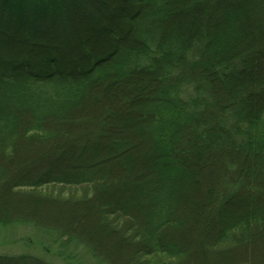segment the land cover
<instances>
[{"label":"trees","instance_id":"16d2710c","mask_svg":"<svg viewBox=\"0 0 264 264\" xmlns=\"http://www.w3.org/2000/svg\"><path fill=\"white\" fill-rule=\"evenodd\" d=\"M8 1L35 18L42 7L72 0ZM109 1L122 5L126 30L108 28L112 46L105 55L85 42L80 55L77 47L35 43L30 37L38 31L26 33L23 48L15 41L0 52V190L19 198L25 187L89 184L98 190L92 200L115 192L112 204L103 200L104 222L120 228L124 217L134 220L125 230L133 234L134 264H182L190 255L179 238L187 231L188 203L204 189L203 220L216 226L213 243L204 244L217 253L252 245L264 229V0ZM91 102L102 106L99 118L85 112ZM78 126L85 136L72 139L68 133ZM26 144L49 147L44 159L51 165L77 160L40 175H13ZM140 149L146 163L129 159ZM1 211L0 227L70 231ZM76 233L62 237L110 264ZM0 264L44 263L29 254H0Z\"/></svg>","mask_w":264,"mask_h":264},{"label":"rangeland","instance_id":"374dc122","mask_svg":"<svg viewBox=\"0 0 264 264\" xmlns=\"http://www.w3.org/2000/svg\"><path fill=\"white\" fill-rule=\"evenodd\" d=\"M0 3H2L0 6V45L3 39L8 40L6 46H0V52L4 47L6 49L8 46V48L13 46L15 41L19 47L23 48L26 45V33L31 36L38 31V34L30 37L35 43L62 45L67 48L72 46L74 49L77 47L74 53L79 51L78 55H80V48L85 42L84 44L91 45L98 55H105L112 46L108 28H116L121 33L126 30L119 16L122 12V5L115 4V2L113 4L109 0H106L104 5H100L94 0H72L70 4L62 7H39L40 13L35 14V18H31L23 9L9 8L7 5H11V3L8 0H0ZM14 20L17 27H14ZM104 25L107 28L104 29ZM49 31H51L49 37H45ZM71 56L70 52H64L65 60H69ZM107 101L111 102L112 97H108ZM90 104L92 109L85 110V112L92 113L94 117L99 118L102 106L96 105V102ZM115 109L118 111L117 105ZM85 118L88 119L89 116L79 119L84 120ZM84 128L71 129L68 134L72 139L83 137L85 136ZM20 146L12 169V174L20 177L24 174L40 175L48 168L59 170L62 167H72V164L77 160L71 156V158L55 163L56 165H51L49 164L52 162L51 158L44 159L47 155H51L50 152H53L48 149L49 147L35 148L34 144ZM141 150L135 151L136 153L134 152L129 159L134 158L135 162L146 163L145 154H143L146 152ZM141 152L143 153L140 154ZM89 158L90 156L83 162L87 163ZM110 167L116 169L115 166V168ZM144 169L147 167L143 166L141 170ZM121 179L118 178V180ZM111 181L115 182L113 179ZM95 187L98 188L97 185ZM106 188L107 185L102 187L104 190ZM23 189V193L16 192L18 196H21L19 198L9 195L4 188L0 190L1 212L23 213L39 217L55 225L66 226L70 231L56 232V230L44 229L31 223H16L0 227V254L10 256L29 254L41 259L44 264H98V259L92 256L87 247L76 239L62 237V234L70 236L68 234L73 231V233L81 232L85 236H82L83 238L80 236L81 240L91 244L101 255L105 254L104 256H107V261H110V264H134L132 256H130L134 250L130 244L133 234L128 235L125 231L128 223L135 224L134 220L124 217L126 221L120 222V228L111 227L112 224L104 222L102 210L107 205L104 201L112 204L118 197L117 193L107 191L109 196L102 195V197L92 200L89 195L96 194L98 190L95 192L96 189L89 184L79 186L50 184L47 189L45 187V189L37 191L26 187ZM60 192L61 196H57ZM46 193L56 199H45L42 195ZM205 195V190L201 189L199 199L195 198L193 200L196 202L190 200L188 203L187 231L181 233L179 238L186 243L190 255L182 264H246L248 259H251L253 264L263 263L264 229L263 231L259 230L258 234L254 236L255 242L250 246L241 244L226 247L222 252L217 253L211 252L210 247L204 244V241L207 244L213 243L216 232V226L213 223L209 225L207 220H203L207 198L204 197ZM59 197L65 200H59ZM49 227L52 226L49 225Z\"/></svg>","mask_w":264,"mask_h":264},{"label":"bare ground","instance_id":"6f19581e","mask_svg":"<svg viewBox=\"0 0 264 264\" xmlns=\"http://www.w3.org/2000/svg\"><path fill=\"white\" fill-rule=\"evenodd\" d=\"M8 47H9V46H8ZM8 47H7V48H8ZM10 47H12V46H10Z\"/></svg>","mask_w":264,"mask_h":264}]
</instances>
